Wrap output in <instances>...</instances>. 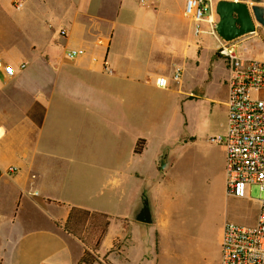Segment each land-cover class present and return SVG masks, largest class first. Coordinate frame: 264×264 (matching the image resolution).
<instances>
[{
    "label": "crops",
    "instance_id": "crops-1",
    "mask_svg": "<svg viewBox=\"0 0 264 264\" xmlns=\"http://www.w3.org/2000/svg\"><path fill=\"white\" fill-rule=\"evenodd\" d=\"M185 2L143 6L139 0H22L18 8L15 0H0V55L16 70L12 78L0 73V168L15 169L0 176V264H78L85 246L64 229L72 208L111 218L100 257L112 264H157L169 214L160 202L163 174L173 166L180 139L159 146L153 175L136 173L139 184L130 190L119 177H131V160L143 162L149 140L136 135L125 146L123 137L137 109L131 97L140 98L148 87L162 90L156 79L171 78L177 69L183 79L203 54L208 61L221 59L220 37L208 24L196 35ZM259 5L264 7V0ZM120 30L122 36L116 37ZM260 33L263 28L256 24V31L243 37ZM70 49L81 54L68 60ZM245 58L264 62V53ZM23 63L26 68L20 70ZM71 113L77 116L72 119ZM102 119L110 129L101 125L110 134L108 155L100 153V142L92 136L51 138L54 128L61 133L60 127L72 124L92 134ZM140 140L144 147L136 153ZM119 148L128 151L127 164L123 173L120 166L109 168L115 177L112 203L100 208L93 203L99 197V161L116 160ZM143 196L152 223L135 219Z\"/></svg>",
    "mask_w": 264,
    "mask_h": 264
},
{
    "label": "rangeland",
    "instance_id": "rangeland-1",
    "mask_svg": "<svg viewBox=\"0 0 264 264\" xmlns=\"http://www.w3.org/2000/svg\"><path fill=\"white\" fill-rule=\"evenodd\" d=\"M117 32L116 37L122 36L121 30L119 34ZM231 44H236L235 52L240 57L262 54L264 28L259 35L241 37ZM215 59H218L216 55ZM227 81L225 60L208 61L207 55L203 54L201 61L188 69L181 84L167 91L148 87L140 98H130L132 108L137 109L129 115V132H125L123 137L125 146L128 141L133 142L136 135L145 136L149 144L142 163L131 160V177L126 173L124 177H119L123 187L133 190L139 184L136 173L151 178L152 160L159 146H173L180 139L179 146L174 148L173 166L163 174L160 202L162 210L169 214L157 264H220L224 225L232 223L250 227L257 222L259 201L264 199V193L254 185L248 188L244 199L228 196L225 149L223 145L211 141L223 136L226 131ZM193 89L196 95L192 93ZM115 100L122 101V98ZM75 116L74 113L69 115L72 119ZM101 125L109 129L102 119L92 134L86 135L85 128L72 124L60 127L63 128L61 133L54 128L51 138L92 136L100 142V153L108 155L112 153L108 144L110 134ZM126 149L116 150L114 161L108 158L99 161V197L93 203L100 208H107L112 203L111 187L115 177H112L113 172L109 168L120 166L123 173L122 166L127 164L129 155ZM95 260L94 264H112L107 256H99Z\"/></svg>",
    "mask_w": 264,
    "mask_h": 264
},
{
    "label": "built area",
    "instance_id": "built-area-1",
    "mask_svg": "<svg viewBox=\"0 0 264 264\" xmlns=\"http://www.w3.org/2000/svg\"><path fill=\"white\" fill-rule=\"evenodd\" d=\"M160 1L139 0L143 6H153ZM213 1L186 0L185 16L191 21L196 35L203 33L204 24H208L210 32L218 36V16ZM15 3L18 8L22 6V0H15ZM60 34L65 36L66 31L61 30ZM231 43L221 39L217 50L225 60L228 73L226 131L223 136L211 141L223 145L225 149L227 195L244 199L248 188L254 185L264 193V62L238 56L235 44ZM80 54V51L70 49L65 56L74 60ZM19 68L24 70L26 64H21ZM0 73L7 78L16 75L14 66L1 55ZM181 80L182 71L177 69L171 78L158 77L155 83L157 88L168 90ZM14 171V168L6 171L0 168V176L11 175ZM259 206L254 226L224 225L220 264H264V199L259 201Z\"/></svg>",
    "mask_w": 264,
    "mask_h": 264
},
{
    "label": "water",
    "instance_id": "water-1",
    "mask_svg": "<svg viewBox=\"0 0 264 264\" xmlns=\"http://www.w3.org/2000/svg\"><path fill=\"white\" fill-rule=\"evenodd\" d=\"M263 0H219L216 5L218 23L216 32L218 36L226 41L232 42L240 37L254 33L256 24L264 28V7L259 5ZM196 95V90L193 91ZM164 159L160 167L166 168ZM135 219L144 223H152V213L148 198L143 196L141 211Z\"/></svg>",
    "mask_w": 264,
    "mask_h": 264
},
{
    "label": "trees",
    "instance_id": "trees-1",
    "mask_svg": "<svg viewBox=\"0 0 264 264\" xmlns=\"http://www.w3.org/2000/svg\"><path fill=\"white\" fill-rule=\"evenodd\" d=\"M217 56H219L218 53ZM144 143V140L137 143L136 153H141ZM110 222L111 218L106 214L80 208L71 209L64 229L85 246V253L78 264H94L96 262L95 259L99 257L97 252L108 232Z\"/></svg>",
    "mask_w": 264,
    "mask_h": 264
},
{
    "label": "bare ground",
    "instance_id": "bare-ground-1",
    "mask_svg": "<svg viewBox=\"0 0 264 264\" xmlns=\"http://www.w3.org/2000/svg\"><path fill=\"white\" fill-rule=\"evenodd\" d=\"M1 136V135H0Z\"/></svg>",
    "mask_w": 264,
    "mask_h": 264
}]
</instances>
